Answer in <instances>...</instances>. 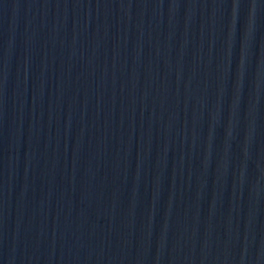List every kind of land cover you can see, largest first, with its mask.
<instances>
[{
    "label": "water",
    "instance_id": "1",
    "mask_svg": "<svg viewBox=\"0 0 264 264\" xmlns=\"http://www.w3.org/2000/svg\"><path fill=\"white\" fill-rule=\"evenodd\" d=\"M68 264H264V18Z\"/></svg>",
    "mask_w": 264,
    "mask_h": 264
}]
</instances>
